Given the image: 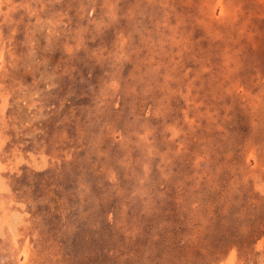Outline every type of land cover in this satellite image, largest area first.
<instances>
[{"label": "rangeland", "instance_id": "obj_1", "mask_svg": "<svg viewBox=\"0 0 264 264\" xmlns=\"http://www.w3.org/2000/svg\"><path fill=\"white\" fill-rule=\"evenodd\" d=\"M0 264H264V0H0Z\"/></svg>", "mask_w": 264, "mask_h": 264}]
</instances>
